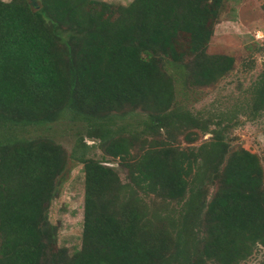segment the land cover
Instances as JSON below:
<instances>
[{"label": "trees", "instance_id": "1", "mask_svg": "<svg viewBox=\"0 0 264 264\" xmlns=\"http://www.w3.org/2000/svg\"><path fill=\"white\" fill-rule=\"evenodd\" d=\"M222 1L133 0L117 8L95 0H39L34 9L28 0H0V264H47L54 249L48 207L68 161L60 145L7 130L52 124L69 112L90 123L88 137L102 141L101 120L129 105L150 111L151 132L207 131L170 106L179 72L188 84L209 85L233 69V57L206 52ZM187 2L200 13H190ZM254 93L258 112L264 73ZM163 145L130 165L128 183L110 166L81 161V246L71 256L54 255L53 263L239 264L255 246L264 247L258 157L233 153L219 171L225 153L219 141L199 159ZM107 153L126 161L129 145L122 139ZM205 173L206 183H219L209 199ZM150 196L180 209L174 216L164 207L155 211Z\"/></svg>", "mask_w": 264, "mask_h": 264}, {"label": "rangeland", "instance_id": "2", "mask_svg": "<svg viewBox=\"0 0 264 264\" xmlns=\"http://www.w3.org/2000/svg\"><path fill=\"white\" fill-rule=\"evenodd\" d=\"M28 1L34 9L39 8V0ZM95 1L118 8L126 7L133 0ZM185 6L190 13H200L199 7L193 3L187 2ZM98 10H102V7L98 6ZM208 28L211 29V34L206 45L207 54L233 57V69L209 85L188 84L184 72H179L174 76L170 106V109L188 112L197 118L200 123L207 125V131L187 127L180 130L171 128L168 132H151L148 127L150 111L129 105L120 111H113L110 116L101 120L107 129L102 141L88 137L87 132L92 129L90 123L69 112L52 124L7 130L18 138L50 140L60 145L68 157L66 169L59 178L58 191L47 212L54 248L48 252L47 264H55L52 261L57 260L56 257H51L59 255L63 250L71 256L80 249L84 192L81 161L84 159L110 166L122 183H128L130 165H134L149 152L162 150L163 144L192 152L199 159L206 157L210 143L219 141L225 147L219 171L231 154L245 150L258 157L264 176V109L254 111V86L264 73V0H223L217 17L211 23V28ZM257 33L262 34L261 40L255 38ZM164 58L162 59L167 64L169 60ZM189 58L187 56L182 61L186 62ZM122 139L129 145L126 161L107 153V149H113ZM123 162L129 167L123 165ZM209 175L204 174V183ZM218 185L216 180L206 183L208 199L218 189ZM149 198L150 207L155 211L164 207L174 216L180 209V205L176 203H166L164 206L162 199L155 196ZM162 225L165 226L166 223L163 222ZM239 264H264V247L255 246L251 255Z\"/></svg>", "mask_w": 264, "mask_h": 264}, {"label": "built area", "instance_id": "3", "mask_svg": "<svg viewBox=\"0 0 264 264\" xmlns=\"http://www.w3.org/2000/svg\"><path fill=\"white\" fill-rule=\"evenodd\" d=\"M255 38L257 39V40H261L262 39V34L261 33H257V35L255 36Z\"/></svg>", "mask_w": 264, "mask_h": 264}]
</instances>
